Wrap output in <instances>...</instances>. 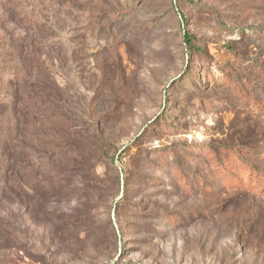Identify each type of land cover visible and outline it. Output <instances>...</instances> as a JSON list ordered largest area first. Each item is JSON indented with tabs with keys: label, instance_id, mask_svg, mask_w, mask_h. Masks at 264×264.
<instances>
[{
	"label": "rangeland",
	"instance_id": "obj_1",
	"mask_svg": "<svg viewBox=\"0 0 264 264\" xmlns=\"http://www.w3.org/2000/svg\"><path fill=\"white\" fill-rule=\"evenodd\" d=\"M1 130L0 264H264V0H0Z\"/></svg>",
	"mask_w": 264,
	"mask_h": 264
},
{
	"label": "trees",
	"instance_id": "obj_2",
	"mask_svg": "<svg viewBox=\"0 0 264 264\" xmlns=\"http://www.w3.org/2000/svg\"><path fill=\"white\" fill-rule=\"evenodd\" d=\"M184 39H185V41L187 42L188 45L192 44L193 39H192V35L191 34L185 33L184 34ZM186 77L188 79V75L187 74L185 75V80H187ZM190 81H191V79H190ZM0 135H1V137H2V139L4 141H6L9 138V136H10V134L8 132L4 131V130L0 131ZM6 149L7 148H4L1 151V153H0V154H2V156L0 155V174L3 175L1 181H3V183L6 185V187L2 188V190L6 191V193H7V191L11 190V187H10L11 182H10V179H9V174H10L11 168H10V157H9L8 160H5V157L7 155ZM67 155H73L74 156L75 153H74V151H72V152L68 153ZM64 157H63V159H64ZM232 164H234V161L232 162ZM229 168H231V166L223 167L225 175L229 171L228 170ZM245 170L249 171V169H247L246 167L244 168V172H245ZM79 171L80 170L78 169L77 172H79ZM177 171H179V169H177ZM68 172H69V170L66 171L64 169V170L61 171V174L65 175ZM74 173L75 172H73V174ZM253 173H254V171H252L251 177L253 176ZM180 175L184 176V182H185V185H187L188 184L187 183V179H188L187 176H185L183 174H180ZM226 179H227V177H226ZM27 188H28V186H27ZM34 190H35V188H34ZM78 191L79 190H76V192H78ZM84 191H85V189L81 190V192H80L81 194L79 193L81 197H82V192H84ZM6 193H2V194L0 193V197L3 198L5 196H7L8 194H6ZM70 193H71V191H70ZM17 196H18V198L20 197V195H17ZM74 211L76 212V214H72L70 216L69 215L64 216L62 222H58L56 225H54V227L56 229V231L54 232V238L61 239L62 240L61 244L64 243V245H62L63 247H65V246L66 247L67 246H69V247L73 246L74 242L72 240H70V237H72L71 235H76L78 233V229H80L79 227H80V224H81L82 215L79 212H77L78 210H74ZM69 229L72 230V232H71V235L69 236V238L65 241V236L67 235V231Z\"/></svg>",
	"mask_w": 264,
	"mask_h": 264
}]
</instances>
